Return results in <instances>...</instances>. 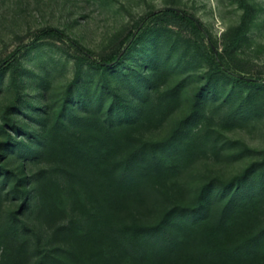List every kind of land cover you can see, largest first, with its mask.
Segmentation results:
<instances>
[{
  "label": "rangeland",
  "instance_id": "374dc122",
  "mask_svg": "<svg viewBox=\"0 0 264 264\" xmlns=\"http://www.w3.org/2000/svg\"><path fill=\"white\" fill-rule=\"evenodd\" d=\"M167 7L191 13L206 35L160 15L115 62L138 24ZM49 29L91 57L56 34L36 40ZM218 61L254 82L225 75ZM108 115L115 125L127 115L137 145H158L173 170L171 204L158 217L172 206L197 208L208 187L213 194L245 182L255 232L264 229V0H0V233L17 229L12 242L0 236V264H17L10 255L19 245L18 264H38L40 252L60 246L37 182L56 184L59 223L83 221L68 171L51 173L59 161L43 147L49 133H71L77 118Z\"/></svg>",
  "mask_w": 264,
  "mask_h": 264
},
{
  "label": "trees",
  "instance_id": "16d2710c",
  "mask_svg": "<svg viewBox=\"0 0 264 264\" xmlns=\"http://www.w3.org/2000/svg\"><path fill=\"white\" fill-rule=\"evenodd\" d=\"M160 15L179 18L206 35L203 25L188 11L163 8L138 24L129 48L115 62L131 49L146 21ZM50 34L63 37L91 57L76 40L57 29L43 31L36 40ZM114 63L92 60L96 68ZM218 66L225 75L254 82L232 74L222 62ZM120 117L118 125L109 115L104 122L77 118L75 130L71 126L67 136L56 131L47 135L43 149L59 161L51 173L68 171L74 213L83 221L59 223L56 194L51 191L56 184L50 178L51 185L37 182L40 212L54 236L62 237L59 247L40 252L38 264H264V229L255 232L253 197L246 193V183L234 182L227 185V191L213 194L208 187L197 208L170 206L164 217H158L160 206L171 204L166 180L173 170L158 156V145H137L140 141L131 132L134 122L125 123L127 115ZM149 217L153 221H147ZM15 227L8 225L0 236L12 242ZM23 248L14 247L10 260L21 262Z\"/></svg>",
  "mask_w": 264,
  "mask_h": 264
},
{
  "label": "water",
  "instance_id": "95a60500",
  "mask_svg": "<svg viewBox=\"0 0 264 264\" xmlns=\"http://www.w3.org/2000/svg\"><path fill=\"white\" fill-rule=\"evenodd\" d=\"M123 53H121V55H122Z\"/></svg>",
  "mask_w": 264,
  "mask_h": 264
}]
</instances>
